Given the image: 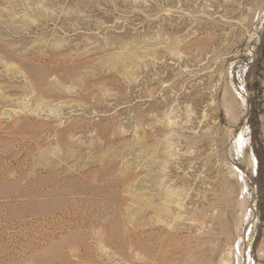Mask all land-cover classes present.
Returning a JSON list of instances; mask_svg holds the SVG:
<instances>
[{"label": "rangeland", "instance_id": "374dc122", "mask_svg": "<svg viewBox=\"0 0 264 264\" xmlns=\"http://www.w3.org/2000/svg\"><path fill=\"white\" fill-rule=\"evenodd\" d=\"M0 264H264V0H0Z\"/></svg>", "mask_w": 264, "mask_h": 264}, {"label": "bare ground", "instance_id": "6f19581e", "mask_svg": "<svg viewBox=\"0 0 264 264\" xmlns=\"http://www.w3.org/2000/svg\"><path fill=\"white\" fill-rule=\"evenodd\" d=\"M261 12H262V11H261ZM229 160H230V159H229ZM251 161H252L253 164L256 163V160H255L254 158H253ZM254 168H255V166H254ZM247 253H248V252H247Z\"/></svg>", "mask_w": 264, "mask_h": 264}]
</instances>
